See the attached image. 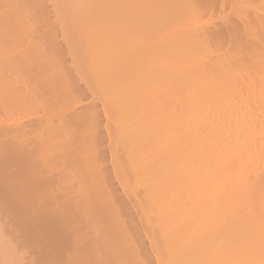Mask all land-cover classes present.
<instances>
[{"label": "bare ground", "instance_id": "bare-ground-1", "mask_svg": "<svg viewBox=\"0 0 264 264\" xmlns=\"http://www.w3.org/2000/svg\"><path fill=\"white\" fill-rule=\"evenodd\" d=\"M11 1L12 0H2V2L0 1L2 3V4H0V6H1L0 11H1L3 5L5 6L7 3L10 4ZM13 1H15V0H13ZM90 1L91 0H74L73 5H71V6H73V10L76 12L78 11L79 14L84 13V15L85 14L87 15V13H88V15L83 18V19L87 18V20L85 19L87 22H88V20H90L94 16L91 14V17H90L91 12L90 13L88 12V11H90L89 7H91L89 4ZM96 1H97V4L96 3L95 4L97 7L96 6L95 7L97 9H99V12H101L102 14L104 12V14H107L109 16V18H108V16L105 15L106 16V18H105V16L98 13V15H101L102 18L101 17L98 18V16H97L95 21H97V18H98V20H100L101 26L103 25L102 22L105 21V19H106V21L108 19H110V16H112V14H113V13H110L108 11H111L113 9L114 12L118 13V11L121 10L120 7L123 4L120 0H118V2L114 1L112 3H111V1L109 2V0H96ZM107 1L109 2V4L107 3ZM132 1L134 2V0H132ZM132 1H131V3H132ZM138 1H141V3H140V5H141L142 0H138ZM144 1L147 2L145 4L149 3V1H147V0H144ZM197 1H199V0H165V2L167 3L166 7L168 9L166 12V16H168V18H169V23L171 25V29L172 28L175 29V27H173V26H178L177 28H179V26H180V27H182V31L181 32L179 31L180 33H178V35H176V31L174 32L172 30L173 32H171V34L173 33L172 34L173 36L169 35L172 38V42L176 43V49L172 46V44L170 42H168V45L171 44V45H169V47L172 46L171 48L172 49L174 48L176 52H174V50H171V51L168 50L169 51V53H168L169 55L167 54L168 59L165 57L167 62H165L166 60L163 62L161 61L162 63L166 64L165 68L162 66L164 68V70L161 67V70L157 69L158 72L153 71L154 72L153 75H155V76L154 77L152 76L153 79L150 80L152 82L150 83L149 86L145 85V88H143V90L145 89L144 90L145 92H143V93H145V95L148 94V97L146 95L147 98L143 97L145 100L140 102V104H137V105H140V107L143 109V112L141 111V113L137 116L136 122H134L135 120L132 118L133 119L132 122H134V124L132 123L133 125H131V122H130L131 119L130 118L133 117V114L131 113L130 110L129 111L127 110V111L129 112V114L131 113V117L126 116V109L124 110L122 108L125 112V113H122L121 110H119L118 108L115 107V105H113L116 108V110L121 111L120 114L117 112L119 114V118H118L119 121L118 122H120V123H118L119 129H121V131L126 130V131L130 132L129 133L130 135H134L136 133L137 134L136 137L139 136V133H142V135H143L139 138V140L137 139L138 137L135 139V137L133 138V136H130L131 141L133 140L135 142V144L133 145L135 148L134 149L135 152H134V150H132V154L127 153L125 156L126 161L129 163L128 166L130 165V167H131V173H133V175H134L133 176V182H132L133 184L131 182L126 184L127 183L126 181H129V180L126 178V175L124 174V172L120 170L121 166L119 165V162H120L119 157H117V158L114 157L115 159H112L110 162L113 161V164L115 163V169L114 170H116L115 171L116 174L115 173L114 174H115V176H117L116 179L119 182H121V185H128V186L130 185V188H132L134 191H136V186L138 188L143 187L144 188L143 191L146 190L147 195H145L144 197L147 200V198H146V196H147L148 200L150 202L149 206H151V210L150 209L149 210L152 212L151 214L153 215L155 222L156 223L161 222L163 224V226L160 225L161 232H160V236H159V238H160L159 242L161 243V238L163 240V242L160 244L162 246H161V248H160V246L156 247L157 249L158 248L160 249L159 254L164 253V250L162 249V247L165 248V250H166V252H165L166 257H165V255H161L162 256L161 258H163V256L165 258L164 262L162 260H160L163 262V263L161 262L162 264H264V7H263V5L261 6V4H259V5L263 8H260V9H259V7H260L259 5H258L259 6L258 8L257 7L254 8L256 6L255 4H253L255 6L249 7L248 5H250L251 3L249 2L247 5L248 1H246V0H234V2L236 1V3L239 5V6H235L234 8H232L234 10L232 12V13H234V14H232L234 16V19H231V17L230 16L228 17L227 15H224V16L220 15L219 16L220 19L216 18V20H218V21L220 20L222 25H220V26L216 25L215 26L213 21H209V20H208L209 22L200 23L201 21H199V19H200V16L202 14V11L199 8V5H200L199 2H201V5H202V3H203L202 1H204V3H203L204 5L202 6L204 8L205 7L210 8L211 3H209V0H207V1L201 0L199 2H197ZM228 1H230V0H228ZM69 2H71V1H69ZM155 2H157V1H155ZM155 2L150 4V5H147L149 8L148 10H150L149 6L155 4ZM212 2H214V1H212ZM221 2H225V0H221ZM197 3H199V5ZM236 3L234 5H236ZM62 5H63V3H62ZM106 5H108V9L110 6V10L107 9ZM114 5H116V7ZM8 6L6 5V7H7L6 9H9L12 7V6L11 7H8ZM22 6H23V4H22ZM111 6H112V8H111ZM54 7H55V5H54ZM68 7H70V6L68 5ZM151 7L153 9V6H151ZM160 7H159V9H160ZM3 8H5V7H3ZM16 8H18V7L14 6V10L19 9V8L18 9H16ZM115 9L117 11H115ZM155 9L156 8H154V10ZM14 10L11 9V11H14ZM67 10H68V8H67ZM249 10L252 12V15H249V13H250ZM9 11H10V9L9 10H3V13H0V29H5V32L9 33V30H10V32H12L11 29L14 28V30H15V28L17 26H19L18 29H20V30L23 28L24 25H25L24 28H26L27 24L23 25L20 19L16 20L18 17L15 19ZM58 11H60L61 14H64V12H66L64 8H61V10H58ZM124 11H126V10H124ZM246 11H249V13L247 15H246V13H247ZM134 12H136V11H134ZM116 13H114V15ZM146 13H148V12H146ZM153 13H155V12H153ZM162 13H165V12H162ZM132 14H134V13H132ZM159 14H157L156 16H158ZM66 15L64 17H66ZM152 16L154 17V15H152ZM156 16H155V18H156ZM233 16H232V18H233ZM117 17L118 16H116V18L113 17L112 19H114V18L117 19ZM146 17H148V15ZM161 17H163V16H161ZM81 18H82V16H81ZM120 18L121 17H119V19ZM14 19H15V21H14ZM92 19H94V18H92ZM115 19L113 21H115L116 23L118 21L121 22V20L117 19L118 21H116ZM91 20L89 23H87L85 21L88 25L85 24V22H84L86 27L84 26V28L82 29L83 31L85 29V33H84L85 37H86L85 39L89 41V48L92 50V51L90 50L92 52L91 53L89 51V48L87 49L90 52V54H88L89 52L87 51V57L89 55L93 54L92 48L96 49L95 48L96 46L94 47V44H93L94 39H96L98 37H99L98 39H100V37H102L104 42L106 44H109V43H107V41H105V38H104V36H108V35H106V33L109 34L108 30H106V27L108 29H111V27H113L112 30H110V33H112V34H113L112 31H114L113 29H116V28H114V26L116 24L110 19L111 20L110 23L111 22H113V23L110 24L108 21H107L108 23L105 22L106 24H108V26L104 25L105 26L104 28H103V26H102V28H101V26L98 27V31H96L97 34L95 33L96 35H94V34H92L93 32L91 33V30L95 27V25H94L95 21L93 22L94 26L92 25L93 28L91 29L90 28V23L92 22ZM161 21H163V19L160 20V22ZM57 22H59V21H57ZM122 22H124V21H122ZM154 22H155V20H154ZM166 22H168L167 19L165 21V24H166ZM59 23H61V22H59ZM65 24H66V22H65ZM65 24H64V26H65ZM119 24H118V26L116 25L118 30L121 29V27H120L121 24L120 25ZM159 24L160 23H158V25ZM112 25H114V26H112ZM168 25L166 27L167 30H168ZM161 27H165V25L161 26ZM177 28H176V30H178ZM61 29H62V27H61ZM99 29H100V31H99ZM68 30H70V29H68ZM93 30H95V28ZM2 31L4 32V30H2ZM116 31H114V32L116 33ZM121 32H123V31H121ZM26 33H28V32H26ZM76 33L77 32H75V34ZM115 33L113 34L114 36L112 35L110 37L114 38V39L115 38L118 39L119 38L118 36H120V34L117 33L116 34L117 37H116ZM63 34H65V33H63ZM71 35H72V33H71ZM131 35H133V34H131ZM64 37H66V35L65 36L63 35L62 38L64 39ZM67 38H70V37H66V39ZM117 39H115V40H117ZM222 40H223V42H226V43H223ZM163 41H165V40H163ZM80 42H82V40ZM99 42L100 41L97 42V46L99 47V48L97 47L98 51L95 50V52L97 53V52H99V50H101V52H99L100 53L99 55L101 56L100 59H97V58H99L98 57L99 55H98V53H97V55H95L96 54L95 52L93 55H95L97 57L90 56V58L94 59L93 57H95L97 60L100 61L99 62L100 64H97L100 66V72L98 70H95L94 73H99V74H95L96 82L102 83L105 86L103 89L104 93L106 95L105 97L108 96L107 94L111 93L110 90H112V91L118 90L119 91V88L122 87V86L119 87V82H117L115 80V78H118V81L125 82L131 88H132V85H133V88H135V87L137 88V86H135V85L139 82V80L142 78V76L144 77V75H141L143 72H141V71L138 72V67L136 70H134L133 64L135 63V61L130 60L129 58H128L129 60L125 58L126 60H128L127 62H125L123 64L121 63V62H124L123 61L124 57L129 56L128 49L126 51L124 50L125 48L123 49L125 51V53L123 54V57L120 55L121 53L118 54L122 58V60L120 62L121 64H120V66H118L117 69H116V66H113L115 68L114 69L112 67V64L114 63L113 60H114V57L116 56V54H115V56L113 55L114 57L112 60V56H110V54L107 55L108 53L107 54L105 53V52H107V50L109 52L111 49L109 50V48L107 47L106 44L104 45V43H101L102 40L100 43ZM114 42L115 41H111V43H114ZM115 43L117 44V41ZM67 44H68V42H67ZM139 44H140V42H139ZM5 45H6V43H5ZM86 45H87V43H86ZM117 45H119V44H117ZM117 45H116V48H118ZM168 45H167V47H168ZM9 46H12V45L8 44V46L6 45L5 47L0 46L2 48V50H0V90H3L2 88L5 89L6 87L4 86V84L7 83L5 78L3 77V72L8 71L10 74L11 69H12V71L16 70L17 68H15V67L19 66L16 63L17 61H15V59H14L15 62L12 59H10L9 54H12V53H11V48ZM33 46H35V45H33ZM112 47H114V45H112ZM220 48L221 49L223 48L222 52H219L221 50L218 51V49H220ZM70 49H71V46H70ZM167 49H169V48H167ZM117 50H114V51H117ZM49 51H50V49H49ZM138 51H139V49H138ZM166 52H167V50H166ZM143 53H145V51H143L141 53V55ZM146 53H150V52L146 51ZM111 55H112V53H111ZM141 55H140V57H142ZM144 55L145 54H143V56ZM153 55H155L154 52H153ZM11 56H13V54ZM120 56L118 57L119 60L116 58L117 62H115L114 64L117 63V65H119V61L121 59ZM137 56H139V55H137ZM149 56H150V54H149ZM11 58H15V57H11ZM90 58H87L90 61V62L88 61L90 63L89 66H91L93 64ZM134 58H137L136 60L142 59V58L140 59L138 57H134ZM145 58H147V57H145ZM153 58H155V57H153ZM160 58L162 59V57H160ZM96 59H94V60H96ZM94 60H93V62H94ZM143 60H144V58H143ZM148 60L149 59H147L146 61H148ZM157 60H159V59L153 60V62L155 64V65H153L154 67L158 66V64H156V62H155ZM84 62L85 61H83L82 63H84ZM139 62H141V61H139ZM143 62H144V64L142 65V67H144L145 64L148 65L147 62H145V61H143ZM150 63H151V61H149V65H150ZM36 64L37 63H35V65ZM131 64L133 65L132 67L130 66ZM151 64H153V63H151ZM95 65L96 64H94V66ZM136 65L137 66L139 65L141 67L140 63H137ZM94 66H91V68H96ZM35 67H37V66H35ZM147 67H149L150 70L151 69L153 70V68H154V67L150 68V66H147ZM13 68H15V69H13ZM96 69H98V68H96ZM111 69H112V72L110 71ZM131 69H133L134 71ZM41 70H43V69L41 68ZM76 70H77V68H76ZM145 70H146V68H145ZM159 70H160V72H159ZM109 71H110V73H109ZM162 71L163 72L165 71V73H161ZM90 72H92V71H90ZM147 73H145V74L147 75ZM160 73L162 74V79H160L162 81V84H160L161 83L160 80L158 83L156 81L157 79L155 78L156 75H158ZM161 74H160V77H161ZM21 75H22V73H21ZM91 75H93V74H91ZM22 77H24V76H22ZM89 77H90V75H89ZM146 77L147 76H145V78ZM152 77L150 76V77H148V79H145V78L144 79L148 83L149 78H152ZM158 77H159V75L157 76V78ZM18 80H21V78ZM54 82H55V80H54ZM8 85H11V84H8ZM12 87H14V85ZM129 87H128V89H129V91H128V89H126V86H125V89L128 91V92H126L127 94H129V92L139 91L138 89L140 86L137 88V90H136V88H135V90L131 89L132 91L130 90ZM6 90H8V92L2 94V97L0 96V164H2V166H3V164L5 163L6 168H7L8 165H10V164L12 165V162L15 164V161H17V163H21V165L23 164V166L26 165L25 167L27 168L30 165L33 166V164L37 158H38V160H41L42 163H49V161L43 162V160H44L43 157L46 153L45 149L47 148L48 144L51 142H50V140L47 141L46 140L47 138L45 139V138H43V136H41V126H39V127L37 126L39 129L33 128L31 130L32 133L35 132V136H33V137L34 138L36 137V140H37V141L34 140L37 143H34V141L32 143V139L31 138L29 139V137L28 138L26 137L27 135H25L26 133H25L24 127H22V130L20 133L22 136L21 137L15 136V135H13V127H12L11 120L7 121L11 116H13V112L16 109H18V108H16L17 106H20V108L23 107V108H25V110H27V109L29 110V108L30 109L32 108L34 111L35 107L33 108L32 100L26 99L25 98L26 94L24 95V94L20 93L21 91L17 90V92H16V90H15V92H14L13 88L5 89V91ZM109 91H110V93H109ZM36 92H37V90H36ZM36 92L34 91V93H36ZM1 93L2 92L0 91V95H1ZM32 93H30V94L32 95ZM114 93H112L111 95L113 96ZM123 93H124V90H123ZM11 94H13V95L15 94L14 95L15 97L12 96L10 98L9 96ZM38 94H40V93L37 92L36 95L35 94H33V95H35V98H36V96L38 97ZM55 94H57V93H55ZM119 94H121V93L119 92ZM43 95L44 94L41 93V98H43ZM61 95H62V93H61ZM145 95L143 94V96H145ZM114 96H116V95H114ZM136 96L138 97V95H136ZM6 97L10 98V101H9V102H11L10 105L8 104L9 102L7 101V99L5 100ZM109 98H107V99H109ZM113 98H111V99L113 100ZM118 98H121V97H118ZM118 98H116V99H118ZM105 99H103V102L107 100V99L106 100ZM116 99H114V100L118 101ZM35 100H37V99H35ZM124 100L127 101L129 99H124ZM140 100H141V97H140ZM5 101H7L6 102L7 104H4ZM46 101H48V100H46ZM131 101H133V100H131ZM119 102H120V100H119ZM174 102L177 104H175ZM108 103H110V101ZM111 103H114V101H112ZM121 103H123V102L121 101ZM129 103L133 104V102H130V100H129ZM130 104H129V106L132 105V104L131 105ZM119 105H121V104H118L117 107H119ZM134 106H131V109ZM61 107H59V108H61ZM63 109H58V112L61 114L60 116H61V118L64 119V121L69 122L70 117L75 118L74 116H76L78 114V113L75 114L76 112H72L71 115L73 114V116H70V115H67L69 112H66L67 113L66 114ZM109 109H111V108H109ZM114 109L112 108V110H114ZM116 110H114L115 111L114 113H116ZM139 112L137 111V113H139ZM45 115H46V113H45ZM127 115H128V113H127ZM78 117L80 120L82 118V115L79 114V116L76 117L77 120H78ZM126 118H127V120H126L127 122H124V120ZM75 119H74V122L76 121ZM128 119H130V120L128 121ZM79 120H78V122H79ZM110 120H112L111 121L112 123H113V121H115L113 119H110ZM122 123L123 124L128 123L127 126L129 124L131 126L127 127L125 124L124 126H126V127L122 129V127H124V126H122ZM70 124L71 123H69L68 126ZM77 125H76V127H77ZM115 125H116V123H115ZM68 126L66 125L67 128H68ZM66 127H65V129H66ZM113 127H114V124H113ZM51 129H53V126ZM111 129H113L114 131L117 130V129H115V127L114 128L110 127L109 128L110 132L109 131H106V132L111 133L112 132ZM18 130H19V128H18ZM66 130H68V129H66ZM46 131H48V130H46ZM54 131L55 130L53 129V133H54ZM27 132H29V131L27 130ZM82 132L85 133L84 131H82ZM120 132H118V134H117L118 138H120L119 134L122 133V132L121 133ZM113 133L114 132H112V134H111L112 136H110V137H113ZM115 134L116 133H114V137H115ZM123 135L124 134L122 133V136ZM127 135L125 134L126 137H127ZM52 136H54V135H52ZM110 137H109V139H110ZM117 137H116V140H117ZM113 138H111V141L113 140ZM122 138L125 141V138L124 137H122ZM129 139H128V141H130ZM70 141H71V137H70ZM117 141H119V139ZM120 141H122V140H120ZM116 142H114V144ZM130 143L133 144L132 142H130ZM46 144H47V146H46ZM56 144H54L55 148H57V146H58ZM65 147L63 148L65 150V152L63 153L64 158H62L63 156L60 153L62 156V157H60V160L61 159L67 160L68 158H71L73 156L72 151L68 150V151H70V153L68 152L69 155L71 154L72 156L70 155V157L65 158L66 157V151H67L66 149L69 146H67V148H65ZM49 148H51V147H49ZM71 148H72V146L70 144L69 149H71ZM52 149H53V147H52ZM132 149H133V147H132ZM58 150H61V149H58ZM54 151H57V150L55 149ZM50 153H52V152H50ZM50 153H48V154L50 155ZM55 153L56 152H54V154ZM57 153H58V151H57ZM74 154H75V152H74ZM33 157H35V159L33 160L34 162L32 161L33 164H30L31 163L30 161ZM54 157H50L51 162H52V159H54ZM39 158H41V159H39ZM72 159H71V161H72ZM66 160H64V161L62 160V161L65 163ZM62 161L59 162V159H58L59 163L57 162V164L61 165ZM17 163H16V165H17ZM35 163L37 164V162H35ZM55 164H56V162L54 163V165ZM69 164H66V165L68 166ZM75 164H77V163L74 162V165ZM79 164H80V162H79ZM113 164H112V166H113ZM45 165H48V164H45ZM78 165H76L77 168H78ZM2 166L0 167V169L4 167V166L3 167ZM17 166H19V165H17ZM37 166L39 167L40 164H38ZM51 166H52V164H51ZM71 167H73V166H71ZM30 169L32 171V167H30ZM43 169L44 168H42L40 171L42 172ZM4 170H2V171H4ZM45 170H47V169H45ZM34 171H35V169H34ZM14 174H15V172H14ZM80 175H81V178H83L82 174H80ZM64 177H65V175H64ZM118 177L120 180L118 179ZM60 179H62V178H60ZM68 180H69V178H68ZM47 182H48V179H47ZM57 182H59V180H57ZM100 182H102V181H100ZM66 183H68V182H66ZM58 185H59V183H58ZM133 185H136V186L132 187ZM48 186L50 187V185H48ZM83 186L84 185H82V187ZM43 187L45 188V186H43ZM65 190L63 189V191H65ZM82 190H81V192H82ZM127 190L128 189H126V191ZM129 191L131 192L132 190L129 189ZM129 191H128V193H129ZM134 191L131 194H133ZM146 192H145V194H146ZM13 194L14 193H12L11 195H13ZM83 194H86V193L83 192ZM37 195L38 194H36V196ZM33 196H35V194ZM77 196H78V194H77ZM79 196H80V194H79ZM91 196H92V194L90 195V197L88 196L89 200L86 198H83V200H81V196H80L79 199L81 201H77L78 203L74 202V205L75 204L78 205L87 214L89 211H92L90 208H93L92 207L93 201L90 200ZM12 199H13V196H12ZM1 200H3V199H1ZM51 200H53V199H51ZM139 200H140V202L137 201L138 205L137 204L136 205H137V207H139V210L141 211L142 206L140 207V205H139V204H141V199H139ZM110 202H112V201H110ZM69 203H70V201H69ZM72 204H73V202H72ZM46 205H49V204L46 203ZM61 205H63V204H61ZM61 205H60V208H61ZM142 205H144L143 201H142ZM69 206H71V205H69ZM94 206H95V201H94ZM57 209H56V211L59 210V209L58 210ZM1 211H2V209H1ZM56 211H55L54 217L58 216L57 218H58L59 222L63 221L65 229H64V231H62V229H61L60 237H58V235H59L58 233L57 234L55 233L54 236L57 235V237H55V240L59 238L58 240L61 241L63 239L64 240L63 242L66 243V241H67L66 237H67L68 242L66 244H64V246L66 245V248L68 250L69 249L72 250L75 253V255H77V257H76L77 259L74 258L75 255H67L68 256L67 262L69 264H87L89 262L91 263L93 261L92 258H94V260H95L97 255H101V254H105V253H107L106 258H107V260L109 259L108 262L110 263V261H111L110 251L106 250V248L101 249V250L99 249V251L93 250V248L91 249L92 244L94 242L91 243L89 240L91 237L88 238V236H85L86 235L85 233L81 232L83 230V229H81V225H83V223H84V222H82L83 220L80 219V220L76 221L77 222L76 223L75 220L72 221V217H70L71 215L68 217L67 215L63 214L65 216L62 217V215L59 212H57V214H58L57 215ZM88 214H91V212H89ZM90 219H92V218L90 217ZM58 220H57V222H58ZM94 220H95V218L93 217V220H91V221H94ZM145 220H147V219L145 218ZM140 221L143 223V227H145V231H144L145 234L147 233V231L149 233V230L147 229L146 223H145L146 226L144 225V219H143V221L142 220H140ZM11 222H12V220H11ZM57 222L55 221V223H57ZM95 222H97V221H94V224H95ZM60 223H58V224L62 225ZM55 225L57 226V224H55ZM36 226H37V224H36ZM72 226L74 228H72ZM99 226H100V224H99ZM94 227H95V225H94ZM60 228H62V227L59 226V230H60ZM107 228H108V226H107ZM107 228H106V230H107ZM110 229L105 231V233L110 232L111 231ZM151 229H152V227H151ZM113 230L115 231V229H113ZM118 230L119 229H117V232H118ZM114 231H111V232H114ZM142 231H143V229H142ZM117 232H114V235H115V236L113 235L114 239L115 238H116V240L118 239L120 241V245L123 242L122 246L125 245V247L128 249L127 250L128 253H131V254L134 253L135 254L138 250L137 251H135L136 249L134 250V248H135L134 244L135 243L132 245L133 249L131 248L130 241H131V239H135L136 237L126 239L125 237L127 235L121 234L120 230L118 233ZM152 232H154L153 229H152ZM1 233L2 232L0 230V235H1ZM148 233L146 234V236L150 237V238L149 237H147V238L150 241L151 247H154V245L158 241L156 239L155 241H157V242L154 243L152 235L150 236V234L148 235ZM37 235H40V237H42L41 235H43V234L42 233L39 234V232H38ZM44 235H45V233H44ZM153 235H155V234H153ZM100 237L102 240V237L104 238V237H108V236L106 235V236H100ZM127 237H129V236H127ZM139 237H141V236H139ZM223 237H227L225 239L227 240L228 244L223 241ZM228 237H230V238H228ZM1 238H2V236H1ZM1 238H0V242L3 241V239H1ZM60 238H62V239H60ZM154 238H156V237L154 236ZM4 239H5V237H4ZM6 239L8 240L9 238H6ZM137 239L141 240L140 238H137ZM137 239H136V241H137ZM58 240H56V241H58ZM60 241H58V242L60 243ZM95 242H97V240ZM99 242H98V244H99ZM104 242H105V240H104ZM131 242H133V241H131ZM62 243H61V246H62ZM100 244H102V242H100ZM109 245L110 244H108V246ZM115 245L116 244L114 243V246L112 245L111 248L112 247L114 248ZM11 246L12 245H10V247ZM102 246H103V244H102ZM105 246H106V243H105ZM136 246H138V245H136ZM2 247L0 245V248H2ZM139 247H140V245H139ZM4 249H5V247H4ZM62 249H64V247ZM161 249H162V252H161ZM66 251H64V253ZM7 252L9 253V251H7ZM116 252L118 254V251H116ZM123 252L125 253V251H123ZM3 253L4 252L0 251V264H7V262L4 261L5 256L2 257ZM66 253H68V251ZM154 253H155V251H154ZM91 255H92V257H90ZM157 255L158 254H156V257H158ZM10 256H8V259H7L8 262L12 261V260L9 261ZM24 256H26L25 253H24ZM102 256L101 257L99 256V257L102 258ZM99 257L96 258V260H99L100 259ZM126 257H128V256H126ZM89 259L90 260L92 259V261H90ZM103 259H104V256H103ZM74 260H76V261H74ZM13 261H14V258H13ZM33 261H34V259H33ZM105 262L103 260L102 263L104 264ZM98 263H100V262H98ZM12 264H15V263H12Z\"/></svg>", "mask_w": 264, "mask_h": 264}, {"label": "rangeland", "instance_id": "rangeland-1", "mask_svg": "<svg viewBox=\"0 0 264 264\" xmlns=\"http://www.w3.org/2000/svg\"><path fill=\"white\" fill-rule=\"evenodd\" d=\"M0 1L2 2V0H0ZM69 1H71V2H69ZM73 1L74 0H66V1L65 0H63V1L62 0H60V1L59 0H52V1L51 0H22V1L21 0H15V1L12 0L10 4L9 3L6 4L7 6L9 5L8 7L12 6L11 8H9L10 9L9 12L11 13V15H13V17L15 19L18 17L16 20L20 19L22 24L23 25L27 24V26H26V28H24V26H25L24 25L21 30L18 29L19 26H17V27L15 26L16 27L15 30L13 28V29H11L12 32H10V30H9V33L5 32V29H0V31H1L0 32V46L1 47L2 46L5 47L6 45L8 46V44L12 45V46H9V47L11 48V53L13 54V56H11L12 54H9V57L13 61L15 59V61H17L16 63L19 65V66L17 65L18 67H15V68H17L16 70L12 71V69H11L10 74H9L8 71L3 72V77L5 78V80L7 82V83L4 84V86L6 87L5 89L13 88L14 92H15V90L17 92V90H18V91H21L20 93H22L24 95L26 94L25 98L32 100L33 108L35 107V109H34L35 112H34L32 108L31 109L29 108V110H30L29 111L28 109L25 110V108H23V107L20 108V106H17L16 108H18V109H16L13 112V116H11L7 121L11 120L12 127H13V135H15V136L21 137L22 135L20 133H21L22 127H24V130H25V133H26L25 135H27L26 136L27 138L29 137V139L30 138L32 139V143H33L34 140L35 141H37V140H36V137L35 138L33 137V136H35V132L32 133L31 130L33 128H38L39 126H41V136H43V138H45V139L47 138L46 139L47 141L50 140L51 143H49L48 146L46 144V146H47V148L45 147L46 148L45 149L46 153H45V155L43 157L45 161L42 159L43 162H48L49 161L50 164L49 163H42L41 160H38V158L35 161V162H37V164H36L33 161L35 159V157H33L31 159V161H30L31 162L30 164H33L32 161L34 162L33 166L30 165L27 168L25 167L26 165L23 166V164L21 165V163H17V161H15V164L12 162V165L11 164L8 165L7 168H6V164L5 163L3 164L4 167L2 166V164H0V167L1 166L3 167V168H1L2 170H4L6 168L4 171H2L0 169V188H1L0 189L1 190L0 191V201H1L0 202V226H1L0 230L2 232L1 235H0V238L2 236L1 239H3V241L0 242L1 247L3 246L2 248H0V251L4 252L2 254V257L5 256L4 257L5 259L4 258L3 259H4L5 262H7V264L8 263L9 264H12V263H15V264H69L67 262V260H68L67 259V257H68L67 255H75V253L72 250H70V249L68 250L66 248V245L64 246V244H66L68 242L67 237H66V240H67L66 243L63 242L64 240L62 238H60V239H62L61 241L58 240L59 238L56 239V240L60 241V243H59L58 241L55 240V237H57V235L54 236L55 233L56 234L58 233L59 234L58 237H60L61 229H62V231H64V229H65L63 221H60L61 222L60 223L58 218H57L58 217L57 216L58 215L57 212H59L62 215V217L65 216V215H67L69 217L71 215L70 217H72V221L75 220V222H76V221H78L80 219L83 220L82 222H84V223H83V225H81V229H83V230L81 232L85 233L86 235L85 234L84 235L88 236V238L91 237L89 239L91 243L94 242L92 244L91 249L93 248V250L99 251V249L101 250V249H105L106 248V250L110 251V257H111L110 263L108 262L109 259L107 260V258H106L107 257V253H105V254L97 255V257H96V258H98L99 256L101 257L103 255L104 259H103V256H102V258L99 257L101 260L100 259L96 260V258H95L96 261L94 260V258H92L93 261H92V259L91 260L89 259V260L92 261L93 263L89 262L87 264H101L103 262V260H104V262L106 261L104 264H126V263L127 264H135V263L136 264H162L164 262L165 258H164V256H163V258H161L162 257L161 255H165V257H166V253H165L166 250H165V248L162 247V249L164 250V253L163 254L162 253L159 254L160 249L159 248L157 249L156 247L160 246V248H161V246H162L160 244L163 242V240L161 238V243H160L159 242V239H160L159 236H160V232H161L160 225L163 226V224L161 222H159V223L155 222L154 217L151 214L152 212L150 211L151 210V206H149L150 202L148 200V197L146 196L147 200L144 197L145 195H147L146 190L143 191L144 190L143 187L138 188L136 185H133L132 187L136 186V191H134L132 188H130V185L129 186L128 185H121V182H119L116 179L117 176H115V174H116V172H115L116 170H114L115 169V163L113 164V161L112 162H110V161L112 159H115L114 157H116V158L119 157V160H120L119 165L121 166L120 170L124 172V174L126 175V178L129 180V181H126L127 183L126 182L125 183L128 184L129 182H131V183L133 182V176L134 175H133V173H131V167H130V165L128 166L129 163L126 161L125 156H126L127 153H129V154L131 153L132 154V150L135 149L134 146H133L135 144V142L133 140L131 141L130 136H133V138L135 137V139L138 137L137 139L139 140V138L141 136H143V135H142V133H139V136L136 137V135H137L136 133L134 135H130L129 134L130 132H128L126 130L125 131H123V130L121 131V129H119V127H118V123H120V122H118L119 121L118 120L119 114L121 113V111H122V113H125L124 110L126 109V116H130L131 117V113L133 114V117L130 118L131 119V121H130L131 125H133L134 122H136L137 116L141 113V111L143 112V109L140 107V105H137V104H140V102L145 100L143 97H146V95L148 97V94L145 95V93H143V92H145L144 91L145 89L143 90V88H145V85H147V86L150 85V83L152 82L150 80H152L153 77L155 76V75H153V73L155 71L158 72L157 69L161 70L162 66L165 68L166 64H164L162 62L165 61L166 58L168 59L167 56L169 55L168 54L169 51L174 50V52H176L175 51L176 43L172 42L171 36H173L172 35L173 33L171 34V32H173V31L175 32L176 31V35H178V33H180L182 31V27L179 26V28H177L178 26H173V27H175V29L174 28L171 29V25L169 23V18H168V16H166V12H167L168 9L166 7L167 3L165 2V0H152V1L151 0H147V1H149L148 4H145L147 2L142 0V4H141L142 6L140 5L141 1H138V0H136V1L134 0V2L132 0H125V1L124 0H120L123 4L120 7L121 10L118 11V13L114 12L113 9L111 11H108L110 13H113L112 14L113 17L116 18V16H118L117 19L121 20V22H120V21H118L117 19L114 18L116 21H118L116 23L115 21H113L114 20V19H112L113 17L110 16V19L117 26H118L119 23L121 24V25L119 24L120 27H121V29H119V30L117 29L116 25L115 26L112 25V26H114V28H116V29H113V30L114 31L117 30L116 33L114 31H112L113 34L115 33V36H116V34L119 33L120 36H118L119 37L118 39L115 38L117 40H115L114 38H111L110 36H112L113 34L110 33V30H112L113 27H111L109 25L111 27V29H108L106 27V30H108L109 34L106 33V35H108V36H104V38H105V41H107V43H109L110 45L106 44L104 42V40L102 39V37H100V39H98L99 37L97 36L98 38L93 40L94 47L96 46L95 47L96 49L92 48L93 49V54H94L95 50L98 51L97 42L98 41L101 42V40H102L101 43H104V45L106 44L107 47L109 48V50L111 49L109 52H108V50H107V52H105V51L104 52L106 54L108 53L107 55L110 54V56H112V60H113V57L116 54V56L114 57V60H113L114 63L117 62V59L119 60L118 57L120 55L123 57V54L128 49L129 56L126 55L127 57H124V59H123L124 62H121L122 58L120 56L121 59L119 61V65H117V63L116 64L113 63L112 67L116 66V69H117L118 66H120L121 63L123 64V63L127 62L130 59V60L135 61V63L133 64L134 66L132 64L130 66L131 67L133 66L134 70H136L137 67H138V72L139 71L143 72L141 75H144V77L143 76H142V78L140 77L141 79L135 85V86H137V88L140 86L139 89H138L139 91L129 92V94L126 93V92L129 91L128 84H126L123 81H118V78H115V80L117 82H119V87L120 86H122V87L119 88V91L118 90H115V91L114 90L113 91L110 90L111 93L109 91L110 94H107L108 96L105 97L106 95H105L104 90H103L105 86L102 83L96 82L95 74H99V73H94L95 70H98L100 72V66L97 65V64H100L99 63L100 61L97 60V59H100V57H101L99 55L100 54L99 52H101V50H99V52H97L98 55H99L98 56L99 58H97V59L95 58V57H97V56H95V55H97L96 52H95L96 53L95 55L92 54V55H89L87 57V51H88L87 49L89 48V41L85 39L86 38L85 34H84L85 33V29H84V31L82 30L84 28V26L86 27L85 24L89 23L90 20L92 18H94V19L91 20L92 24L90 23V28L92 29L93 26L95 25V27H94L95 30H93L94 29L93 28L91 30V33L93 32L92 34L96 35L97 34L96 31H98V27L101 26L100 25V20H98V18L101 17V15H98V13H100V14H102V13L99 12V9L96 8L97 7L96 6L97 1L96 0H91L90 3H89L91 7H89L90 11H88V12L89 13L91 12L90 13V17H91V14L94 15V16L90 20H88V22H87L86 21L87 18H85L86 20L83 19V18L86 17L88 15V13H87V15L86 14L84 15V13H80L79 14L78 11L77 12L74 11L73 10V6H71L74 3ZM110 1H111V3L114 2V1L118 2V0H109V2ZM131 1H132V3H131ZM155 1H157L158 3L160 2V3L158 4ZM199 1H201V0H199ZM199 1H197V2H199ZM212 1H214V2H212ZM232 1L234 2V0H230V1L225 0V2H221V0H209V3H211L210 4V8L205 7L206 9L204 7H202L204 5L203 4L204 1H202L203 2L202 5H201V2H199L201 6L199 5V3H197L199 5L200 10L202 11V14H201L200 19H199V21H201L200 23L213 21L215 26L216 25L220 26V25H222V23L220 22V20L219 21L216 20V18L220 19V17H219L220 15H223V16L227 15L228 17L230 16L231 19H234V16L232 15V14H234V13H232L234 10L232 8H234L235 6H239V5L236 3V1L234 3ZM246 1H248L247 5H248L249 2L251 3L250 5H248L249 7L250 6L252 7V6L256 5L254 8H256V7L258 8L260 6L259 4H261V6L263 5V7H264V0H257V1L256 0H246ZM1 2H0V4H2ZM61 2L63 3V5H62ZM109 2L107 1L108 4H109ZM154 2H155V4L151 5V6H153V9H152L151 6H149L151 11L148 10L149 8H148L147 5H150V4L154 3ZM235 3H236V5H234ZM22 4H23V6H22ZM253 4H255V5H253ZM6 5L2 6V9H1L0 13H3V10H9V9H6L7 8ZM54 5H55V7H54ZM68 5L70 7H68ZM14 6L18 7L19 9L16 8L18 10H14ZM106 6H107V9H108V5H106ZM114 6L116 7V5H114ZM261 6L259 7V9L263 8ZM3 7H5V8H3ZM159 7H160V9H159ZM0 8H1V6H0ZM61 8H64L65 11L68 8V10L66 12H64V14H61L60 11H58V10H61ZM111 8H112V6H111ZM154 8H156V9L158 8V9L157 10L155 9L156 10L155 11ZM11 9L14 10V11H11ZM108 10H110V6H109ZM124 10H126V11H124ZM115 11H117V10L115 9ZM134 11H136L137 13L134 12ZM249 11H246L247 12L246 15L249 13ZM146 12H148V13H146ZM153 12H155V13H153ZM162 12H165V13H162ZM114 13H116L115 14L116 16L114 15ZM130 13L131 14L134 13V14L131 15ZM157 14H159V15L156 16ZM65 15H66V17H64ZM77 15L78 16L80 15V16L78 17ZM102 15L103 16H105V15L108 16L107 14H104V12H103ZM147 15H148V17H146ZM152 15H154V17ZM249 15H252L251 11H250ZM81 16H82V18H81ZM97 16H98L97 21H95ZM106 16H105V18H106ZM155 16H156V18H155ZM161 16H163L164 18L161 17ZM232 16H233V18H232ZM119 17H121V18L119 19ZM157 17L160 20L163 19V21H161V22L162 23L164 22V23L162 24ZM108 18H109V16H108ZM15 19H14V21H15ZM110 19L107 20L109 23L111 21ZM166 19H167L168 22H166V24H165ZM154 20H155V22H154ZM57 21H59L61 23H59ZM94 21H95V24L93 25ZM107 21L105 19V21H103L104 23L102 22L103 28L105 27L104 25L108 26V24H106V23H108ZM122 21H124V22H122ZM65 22H66V24H65ZM84 22H85V24H84ZM113 22H111V23H113ZM158 23H160V24L158 25ZM64 24H65V26L66 25L67 26L65 27ZM164 25H165V27H161V26H164ZM167 25H168V30L166 28ZM102 26H101V28H102ZM61 27H62V29H61ZM176 28L178 30H176ZM68 29H70L71 31L68 30ZM2 30H4V32ZM99 31H100V29H99ZM121 31H123V32H121ZM26 32H28V33H26ZM75 32H77V33L75 34ZM63 33H65V34H63ZM71 33H72V35H71ZM131 34H133V35H131ZM63 35L64 36L66 35V37H70L71 39L70 38L66 39V37H64V39H63L62 38ZM169 35H171V36H169ZM161 38L163 40H165V41H163ZM81 40H82L83 43L80 42ZM223 40H222V42H223ZM111 41H115V42L117 41V44H119V45H117L115 42L111 43ZM67 42H68V44H67ZM85 42L87 43L88 46L86 45ZM139 42H140L141 45L139 44ZM168 42H170L175 49L174 48L172 49L171 48L172 46L169 47V45H171V44L168 45ZM5 43H6V45H5ZM223 43H226V42H223ZM166 44L168 45V47H167ZM33 45H35V46H33ZM69 45L71 46V49H70ZM112 45H114V47H112ZM116 45L118 46V48H116ZM167 48H169V49H167ZM49 49H50V51H49ZM138 49H139V51H138ZM165 49L167 50V52H166ZM222 49L220 48V49H218V51L221 50L219 52H222L223 51ZM0 50H2V48ZM90 50L91 49L89 48V51ZM114 50H117V51H114ZM143 51H145V53H143V54H145V55L147 54L146 56L145 55L143 56V54L141 55V53ZM146 51H148L150 53H146ZM90 52L88 54H90ZM153 52L155 53V55H153ZM111 53H112V55H111ZM118 54H120V55H118ZM136 54L139 55V56H137ZM149 54H150V56H149ZM140 55L142 57H140ZM156 55L158 57L159 56L162 57V59L160 57L158 58ZM90 56H95L93 58L96 59V60L90 58ZM152 56L155 57V58H153ZM11 57H15V58H11ZM134 57H138V58H140V59L142 58V59L141 60H136L137 58H134ZM145 57H147V58H145ZM87 58H90L92 63H93L91 66H94V64H96L94 67H96L98 69L91 68V66H89L90 65V63H89L90 61ZM125 58L126 59L129 58V59L126 60ZM143 58H144V60H143ZM147 59H149V60L146 61ZM154 59H159V60L155 61L156 64H158V66H155V67L153 66V65H155L154 62H153ZM93 60H94V62H93ZM81 61L82 62L85 61V62L82 63ZM139 61H141V62H139ZM143 61L147 62L148 65L145 64L144 67H142V65L144 64ZM149 61H151V63H153V64L150 63V65H149ZM165 62H167V60ZM35 63H37V64L35 65ZM137 63H140L142 68L139 65L137 66L136 65ZM35 66H37V67H35ZM147 66H150V68H153V70L152 69L150 70L149 67H147ZM163 67H162V69L164 70ZM15 68H13V69H15ZM41 68L43 70H41ZM76 68H77V70H76ZM145 68H146V70H145ZM133 69H131V70H133ZM89 70L92 71V72H90ZM160 70H159V72H160ZM110 71L112 72V69ZM110 71H109V73H110ZM21 73H22V75H21ZM145 73H147V75ZM161 73H165V71L164 72L162 71ZM91 74H93V75H91ZM160 74H158L159 75L158 78H157L158 75H156V77H155L157 79V80L156 79L155 80L158 83H159V80L162 79V74H161V77H160ZM89 75H90V77H89ZM149 75L151 77L152 76L153 77L149 78V81L147 80L148 81V83H147L145 79H148V77H150ZM22 76H24V77H22ZM145 76H147V77L145 78ZM20 78H21V80H18ZM54 80H55V82H54ZM160 82H161L160 84H162L161 80H160ZM8 84H11V85H8ZM13 85H14V87H12ZM125 86H126V89H128V91L125 89ZM129 88H130V90L131 89L135 90L136 87L133 88V85H132V88L131 87H129ZM137 88H136V90H137ZM2 89L3 90H0L2 92L1 95H0L1 97H2V94L8 92V90L5 91L4 88H2ZM36 90L40 94H38V97L36 96V98H35V95L37 93ZM123 90H124V93H123ZM34 91L36 93H34ZM29 92L30 93L33 92L32 95ZM54 92L57 93V94H55ZM119 92L121 94H119ZM41 93L44 94L43 98H41ZM61 93H62V95H61ZM112 93H114L113 96L111 95ZM33 94H35V95H33ZM143 94L145 96H143ZM14 95L11 94L9 97L10 98L12 96L15 97ZM114 95H116V96H114ZM136 95H138V97ZM115 97L116 98L121 97L122 99L121 98L116 99ZM140 97H141V100H140ZM10 98L6 97L5 100L7 99V101L9 102ZM105 98L106 99L109 98V99H107L108 101ZM111 98H113V100ZM35 99H37V100H35ZM103 99H105L106 101L103 102ZM114 99H116L118 101H115ZM124 99H129L130 102H133V104L131 103L132 104L131 105L129 103V100L125 101ZM46 100H48V101H46ZM119 100H120V102H119ZM131 100H133V101H131ZM7 101H5L4 104H7L6 103ZM109 101H110V103H108ZM112 101H114L115 104L111 103ZM121 101L123 103H121ZM10 103L11 102H9L8 104L10 105ZM116 104L117 105L121 104V105H119V107H117ZM129 104L131 106H134V105L135 106L131 109V106H129ZM175 104H177V103H175ZM113 105H115V107L118 108L121 111L116 110V108ZM122 105L123 106L125 105V106L123 107ZM59 107H61V108H59ZM109 108H111V109H109ZM112 108L113 109L115 108L114 110H116V113H114L115 111L112 110ZM58 109H63L65 113L69 112L70 114L69 113L68 114L66 113V114L70 115V116H73V114L71 115L72 112H76L75 114H77V113L78 114L76 116H74V117L76 118L77 116H79V114H81L83 119L81 118L79 120V117H78V120H79V122H78L77 118L75 119L73 117H70L69 122L64 121V119L61 118V116H60L61 114L58 112ZM127 110L128 111L130 110L131 113L129 114V112ZM137 111L138 112L140 111V112L137 113ZM45 113H46V115H45ZM127 113H128V115H127ZM108 117L110 119L115 120V121H113V123H112L111 122L112 120H110ZM132 118L135 120L134 122H132V120H133ZM74 119L76 120L75 122H74ZM130 119H128V121ZM126 120H127V118L124 120V122H127ZM66 122L68 124L71 123L72 125L70 124L68 126V124ZM115 123H116L117 126L115 125ZM123 123H122V126H124L126 124V123L125 124H123ZM113 124H114L115 129H117L116 131L111 129L112 132L116 133L115 137H114V133H113V137L114 138L110 137V136H112L111 135L112 132L109 133L110 132L109 128L110 127L114 128ZM127 124H126V126H127ZM66 125L68 126V128L66 127ZM76 125H77V127H76ZM131 125L129 124L127 127H130ZM52 126H53V129L55 130L54 133H53V129H51ZM126 126L122 127V129L125 128ZM65 127L68 130H66ZM18 128H19V130H18ZM26 129L29 132H27ZM46 130H48V131H46ZM82 131H84L85 133H83ZM106 131H109V132H106ZM120 131L124 134L123 136H122V133ZM118 132L121 133V134H119L120 138L117 137ZM125 134L126 135L128 134L127 137L128 136L129 137L127 138L125 136ZM52 135H54L56 138L54 136H52ZM108 136L110 137V139H109ZM70 137H71V141H70ZM116 137H117V140L119 139V141L120 140H122V141H120V142L117 141ZM122 137H124V138L126 137L125 141L123 140ZM111 138H113L112 141H111ZM128 139L130 141H128ZM35 141H34V143H37ZM114 142H116V143L114 144ZM130 142H132L133 144H131ZM53 143L54 144L57 143L56 144V145H58L57 148H55V145ZM70 144L72 146L71 149H69ZM66 145L69 146V147L67 148ZM49 147H51V148H49ZM52 147H53L54 150L56 149L58 151V153H57V151H54L52 149ZM64 147L67 148L66 149L67 151H66V157L65 158L70 157V155H71V154L69 155L70 151H72V153H73L72 155L73 156L71 155L72 157L68 158L67 160L66 159H61L60 160V157H62L64 155L63 153L65 152V150L63 149ZM132 147H133V149H132ZM58 149H61V150H58ZM68 150H70V151H68ZM50 152H52V153H50ZM54 152H56V153L54 154ZM74 152H75V154H74ZM134 152H135V150H134ZM48 153H50V155ZM60 153L62 154V156H61ZM50 157H54V159H52L53 163L51 162V158ZM57 158L59 159V162L62 161V160L63 161L66 160V162L64 163L62 161L61 165H59V164H57V162H58ZM62 158H64V156ZM39 159H41V158H39ZM71 159H72L73 162L71 161ZM55 162H56L55 165L57 167L54 165ZM74 162L77 163V164L74 165ZM79 162H80V164H79ZM16 163L19 166H17ZM38 164H40L39 167L37 166ZM45 164H48V165H45ZM51 164H52V166H51ZM66 164H69V165L67 166ZM112 164H113V166H112ZM76 165H78V168H77ZM71 166H73V167H71ZM30 167H32V171H31ZM41 167L44 168L42 170V172L40 171L42 169ZM33 168L35 169V171H34ZM45 169H47V170H45ZM13 171L15 172V174H14ZM80 174H82L83 178H81ZM64 175H65V177H64ZM60 178H62V179H60ZM68 178H69V180H68ZM47 179H48V182H47ZM118 179H119V177H118ZM57 180H59V182H57ZM100 181H102V182H100ZM66 182H68V183H66ZM58 183H59V185H58ZM46 185L47 186L50 185V187L49 186L47 187ZM82 185H84L83 187L85 189L82 187ZM43 186H45V188ZM124 187L126 189H128V190L126 191V189ZM63 189L64 190L66 189L67 191L65 190L66 191L65 192V191H63ZM129 189L132 190V191L130 192ZM81 190H82V192H81ZM128 191H129V193H128ZM133 191H134V193L131 194ZM83 192L86 193V194H83ZM145 192H146V194H145ZM12 193H14V194L11 195ZM34 194H35V196H33ZM36 194H38V195L36 196ZM77 194H78V196H77ZM79 194L81 196V200H83V198H86V199L89 200L88 196L90 197V195L92 194L90 200L93 201L92 202V205H93L92 207L93 208H90L92 211H89V212H91V214H88L89 212L86 214V212H84V210H82V208H80L76 204L74 205V202L78 203L77 201H81L79 199L80 198ZM12 196H13V199H12ZM1 199H3V200H1ZM51 199H53V200H51ZM139 199H141V204H139L140 207L142 206L141 207V211L139 210V207H137L138 202H140ZM69 201H70L71 204L69 203ZM94 201H95V206H94ZM110 201H112V202H110ZM142 201H143L144 205H142ZM72 202H73V204H72ZM46 203H48L49 205H46ZM61 204H63V205H61ZM60 205H61V208H60ZM69 205H71V206H69ZM1 209H2V211H1ZM56 209L58 211H56ZM55 211H56V214H57L56 216L57 217H54L55 216ZM63 214H65V215H63ZM90 217L92 219H90ZM93 217L95 218L94 221H97V222H95V224H94V221H91V220H93ZM145 218L147 220H145ZM143 219H144V225L146 223L147 229L149 230V233L146 230L148 235L149 234H150V236L152 235L154 243L158 241L155 244L156 246L154 245V247H151L150 241L147 238L149 236H146L147 233L145 234V232H144L145 231V227H143V223L140 221V220L143 221ZM11 220H12V222H11ZM57 220H58V222H57ZM55 221L57 223H55ZM35 223L37 224V226H36ZM58 223H60L62 225H59ZM55 224H57V226ZM99 224H100V226H99ZM58 225L62 227V228H60V230H59V226ZM94 225H95V227H94ZM73 226H72V228H74ZM107 226H108V228H107ZM151 227H152L154 232H152ZM106 228H107V230L110 229L111 231H114L113 229H115L114 232H117V229H119L121 234L129 236V237L126 236L125 237L126 239L127 238L130 239V238H135L136 237L135 239H131V241H133V242L130 241V245H131V248H132L133 247L132 245L135 243L134 244V247H135L134 250L136 249L135 251H137V250L138 251L135 254L134 253L133 254L128 253V251H127L128 249L125 247V245L122 246L123 242L120 245V241L118 239L116 240V238L114 239V237H113L114 232H111L109 230L110 232H108V233L106 232L105 233V231H107ZM142 229H143V231H142ZM119 230H118V232H119ZM38 232H39V234H41V233L43 234V235H41L42 237H40V235H37ZM151 232L153 234H155V235H153ZM44 233H45V235H44ZM106 235L108 237H104V238L102 237V240H101L100 236H106ZM138 235L141 236V237H139ZM154 236L156 238H154ZM4 237H5V239H4ZM6 238H9V239L7 240ZM137 238H140L141 240H139ZM225 238H227V237H223V241L228 244V242H227V240ZM228 238H230V237H228ZM136 239H137V241H136ZM156 239H157V241H155ZM96 240H97V242H95ZM104 240H105V242H104ZM99 241L102 242L103 246H102V244H100ZM98 242H99V244H98ZM61 243H62V246H61ZM105 243H106V246H105ZM107 243L110 244V245L108 246ZM114 243L117 246L115 245L114 248L113 247L111 248L112 245L114 246ZM10 245H12V246L10 247ZM136 245H138V246H136ZM139 245H140V247H139ZM4 247H5V249H4ZM63 247H64V249H62ZM162 249H161V252H162ZM63 250L64 251L67 250L68 253H66L67 251L64 253ZM7 251H9V253ZM116 251H118V254H117ZM123 251H125V253ZM154 251H155L156 254H158L157 255L158 257H156V254L154 253ZM23 252L25 253L26 256H24ZM8 256H10L9 257V261H11V260L13 261V258H14L15 262L14 261L13 262L12 261L8 262L7 261ZM126 256H128V257H126ZM76 257H77V255L74 256V258H76ZM90 257H92V255ZM33 259H34V261H33ZM160 260H162L163 262L160 261ZM74 261H76V260H74ZM98 262H100V263H98Z\"/></svg>", "mask_w": 264, "mask_h": 264}]
</instances>
